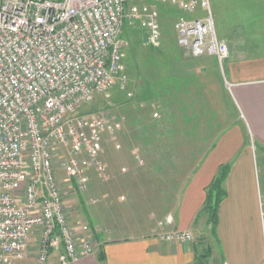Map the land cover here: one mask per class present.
<instances>
[{
	"label": "built area",
	"instance_id": "built-area-1",
	"mask_svg": "<svg viewBox=\"0 0 264 264\" xmlns=\"http://www.w3.org/2000/svg\"><path fill=\"white\" fill-rule=\"evenodd\" d=\"M132 1L0 0V264L24 260L31 239L36 264L54 251L59 264L94 252L88 223L72 226L64 212L53 151L67 147L62 165L80 190L88 170L103 168L100 144L115 127L108 118L73 113L118 81ZM172 2L182 11L174 23L177 45L221 65L228 51L216 36L210 0ZM148 16H138L139 23L156 45L160 27ZM259 206L264 234V197ZM164 238L187 241L192 234L177 230Z\"/></svg>",
	"mask_w": 264,
	"mask_h": 264
},
{
	"label": "rangeland",
	"instance_id": "rangeland-1",
	"mask_svg": "<svg viewBox=\"0 0 264 264\" xmlns=\"http://www.w3.org/2000/svg\"><path fill=\"white\" fill-rule=\"evenodd\" d=\"M210 7L216 36L228 51L221 65L211 55L188 56L177 45L174 23L182 11L172 0H133L129 5L121 30L125 45L118 81L97 91L73 113L81 117H105L115 127L112 136H103L100 144L98 160L103 168L88 170L86 188L80 190L67 177L62 165L67 147L59 146L53 151L63 209L72 226L76 221L87 223L89 218L102 233L113 237L115 233L137 234L140 226L157 224L159 216L155 210L159 211L162 203L157 185L161 178L168 183V179L172 182L176 176L172 190L174 199L170 203L173 209L184 180L201 161L206 147L235 122L245 128L238 108L236 112L230 105L229 100L234 102L226 61L231 55L239 58L264 54V0H210ZM141 14L149 15L160 27L158 44L147 41L138 19ZM171 74L179 80L178 90H172L170 97L174 111L179 115L196 112L199 125L196 130L204 136L202 141L198 137L194 139L199 150L194 151L193 141L177 146L176 152L167 154L169 161L163 167L164 172L157 173L154 167L158 160H163L152 150V144L151 154L140 151V141L132 138L129 115L139 111L144 116L158 118L162 104L146 96L145 82L158 75L166 80ZM120 76L126 80L125 86L120 84ZM263 157V153H258L261 188L264 184ZM184 160L187 163L181 167V172L169 168L173 162L179 164ZM198 235L200 240L211 236L209 230L206 233L202 230ZM32 243L30 240L26 258L34 260L36 252ZM211 244L214 246L213 241Z\"/></svg>",
	"mask_w": 264,
	"mask_h": 264
},
{
	"label": "crops",
	"instance_id": "crops-1",
	"mask_svg": "<svg viewBox=\"0 0 264 264\" xmlns=\"http://www.w3.org/2000/svg\"><path fill=\"white\" fill-rule=\"evenodd\" d=\"M228 58L230 95L241 114L248 139L240 125H231L220 133L214 147L194 168L173 209L155 210L159 216L157 224L140 226L137 234L115 233L113 237L98 230L100 238L94 252L70 264H264L259 206L264 184L261 188L257 173L258 153L264 155V54ZM225 162L230 163L224 181L226 194L219 205L212 234L207 215L201 214L196 219V214L204 201L205 186L218 165ZM177 230H188L193 238L187 241L164 238ZM202 230L205 233L209 230V239L200 240L198 233ZM31 241L34 245L35 241ZM18 264L36 262L25 258ZM45 264H59L57 252H52Z\"/></svg>",
	"mask_w": 264,
	"mask_h": 264
},
{
	"label": "trees",
	"instance_id": "trees-1",
	"mask_svg": "<svg viewBox=\"0 0 264 264\" xmlns=\"http://www.w3.org/2000/svg\"><path fill=\"white\" fill-rule=\"evenodd\" d=\"M164 78L165 77L163 75L161 78L158 75L156 79H150L145 82L147 90H145L144 92L145 94H147L146 96H148L149 99L157 100L162 104L163 109H160L159 117L150 118L148 116H144L145 114H142L139 111L129 115V124L132 127L133 132L132 138L133 141L134 139L140 141V151H144L151 154L152 150H155L156 153L159 155V158L163 160V162H159L158 160L157 166L154 167L157 173L164 172L163 167H165L166 163L169 161V157H167V154H169L170 152H172V154L176 152L177 146H180L183 143H189L190 141H193L194 151L199 150V148H196L197 143L196 141H194V139L198 137L199 141H202L204 136L201 135V132H199V130H196L199 126H197L198 114L196 112L191 111V115L188 114V112L187 114L182 113L179 115L178 113H176V111H174V106L170 97H172V90H178L179 80H177V76L173 77V75L171 74L166 77L167 81ZM229 101L231 103L230 105H232L231 108L236 111V105L232 103L231 100ZM181 108L182 107H180V109ZM234 124L239 125L236 122ZM243 131L244 137H246L247 135L244 127ZM151 144L154 147V149L152 150ZM214 145L215 140H213L211 144L206 147L204 155H206V153L211 150ZM185 163H187L185 162V160L181 163L179 162V164L178 162H173V164L169 165V168L175 170L176 173H179L181 172V167L184 166ZM194 168L191 173L186 177L181 187H183V185L190 180ZM229 168V162L221 163L218 165L214 176L204 188V201L198 213L196 214V219L201 214L207 215V223L210 227V232L212 234L215 233L219 205L226 194L224 189V181L227 177ZM162 174L163 177L166 176V174ZM167 175L168 177L170 176L169 173ZM173 177L174 179L172 180V182L168 179V183L166 182V180H163L161 178L160 182H158L157 185L158 192L161 194V196L159 197L162 202L161 208L164 210H168L171 208L170 203L173 202L174 199L172 190L175 189L174 182L176 176L174 175ZM87 219V223L92 232V237L95 241H97L100 238V232H96L95 223L92 222L89 218Z\"/></svg>",
	"mask_w": 264,
	"mask_h": 264
}]
</instances>
